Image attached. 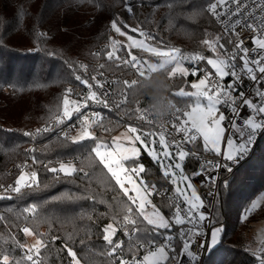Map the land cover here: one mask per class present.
I'll return each mask as SVG.
<instances>
[{
  "label": "snow or ice",
  "instance_id": "6c2138e0",
  "mask_svg": "<svg viewBox=\"0 0 264 264\" xmlns=\"http://www.w3.org/2000/svg\"><path fill=\"white\" fill-rule=\"evenodd\" d=\"M174 4L180 11L173 15L171 10ZM251 5L249 0H207L199 9L196 6L189 7V0H171L166 4L170 10L165 14V22L168 24H172L173 19H180L185 14L188 19H192L196 15L206 13L221 25L219 34L202 40L203 46L212 53L211 56L184 55L178 48L153 47L145 42V39L152 37L140 27L123 25L128 31L141 37L136 39L122 31L120 26L123 24L122 21L118 24L117 20L113 19L111 29L121 36L127 35L130 42L126 46L128 55L121 56L120 49L125 46L120 45L119 41H112L105 58L115 63L116 67H131L141 79L107 80L103 78L104 74L101 72L99 75L102 79H97L93 75L90 83L89 79L82 78L79 74L74 75L75 81L87 90L86 94L75 99L72 98L73 88H66L49 120L33 131H25L23 135L35 141L54 133V138H49L45 143L46 149L54 140L61 146L77 145L85 140L95 141L94 145L83 157H76L73 160L59 159L55 164L53 159L38 158L35 146L26 149L31 163L26 160L22 165H17L20 171L14 183L0 185V200H11L14 194L20 196L25 189H40V174L36 166L41 164L57 182L82 176L90 183L91 175L84 165L99 168L114 181L128 201L122 221H117L114 217L112 223L101 229L105 251L100 255L113 258L111 264H116L117 261L119 264H180V257L189 260L190 264H199L201 252L207 253L209 249L218 246L223 229L213 227L205 231L201 227L203 222L209 220V216L205 213L204 199L197 193L190 175L186 174L184 166L186 158L196 155V152L186 150L185 145L195 144L200 140L203 152L213 153L222 158L219 161L205 160L193 175L202 176L209 167L213 170L223 168L231 172L232 168L228 162L237 163L241 159H246L258 136L264 133V0H251ZM126 10L131 13L133 8L129 5ZM245 30L253 33L248 41L250 48L245 46V40L240 39L241 33ZM205 35H208L207 30ZM132 48H141L163 59L158 64L148 63L147 60H140L132 55ZM186 61L192 65L191 72L184 66ZM199 62L206 63L210 70L200 66ZM68 67L73 73L77 71L72 65ZM99 67L103 68L104 65L101 64ZM79 68L86 70L85 65H79ZM165 69L169 80L177 76L186 78L190 74L197 76L203 73L198 82L190 84L193 91L179 87L177 91L170 93V100L172 97L189 98L184 101L183 108L174 104V111L169 115L168 121L172 131L163 125L158 132L138 131L137 127L128 125L124 133L112 137L110 141L99 139L93 131L94 126L103 128L105 132L110 129L102 123L104 118L100 112L88 110L90 103L108 108V97L112 95V105L121 108L128 103L129 91L134 94L137 88L144 90L143 81ZM226 79L228 82L225 84ZM245 79L252 82L249 87L253 91L248 95L241 87ZM105 84L113 86L112 93L104 92L101 95L94 90L103 89ZM144 93L147 94L145 90ZM116 96L120 99H116ZM253 96L256 98L255 101ZM151 99L149 96L150 101ZM222 106L232 113L230 118L221 110ZM135 112L139 120L153 116L152 113L138 107ZM226 120L227 127L224 125ZM147 122L152 123L150 119ZM226 131L232 135L228 136L225 143ZM178 134L181 135L180 139L176 138ZM137 144L141 145L147 155L157 163L163 179L173 186L174 197L165 195L167 189L161 191L155 183L149 184L141 175L146 172V167L140 162L141 148L137 147ZM44 155L45 153H41V156ZM209 179L214 182L213 176L210 175ZM154 194L164 196L161 203L169 209V216H165L161 208L153 203L151 197ZM78 200L95 198L86 193L76 195L68 192L54 196L45 203H72ZM258 204V201L253 202L245 209L243 213L245 221ZM78 215L83 219L86 214ZM20 217L25 221L32 218L33 221L44 220L51 224L53 214L50 209L49 215L42 216L40 206L31 203L17 213V219ZM87 218L92 219L91 215ZM0 222L7 223L4 215H0ZM129 225L132 226L130 230L132 235H129ZM174 227L177 228L176 235L171 233ZM121 230L130 241L135 239V244L130 245L128 249L132 252L131 260L118 255L124 251V242L114 241V238ZM19 231L25 237H33L34 243L28 245L16 239L14 235L11 236L15 245L13 252L18 248L23 254L17 258L0 250V264H42V260L45 259L41 256L42 250L48 249L50 244L54 246L60 239L56 235H51L48 239V234L38 233L28 226L20 227ZM67 240H73V235L68 234ZM175 240H179V247L173 243ZM80 243L83 244L84 241L81 240ZM140 249L144 254L137 258ZM59 251L66 252L67 258H70L68 264H81L77 252L67 242L62 243ZM248 251L256 264H264V244L259 248H249Z\"/></svg>",
  "mask_w": 264,
  "mask_h": 264
},
{
  "label": "trees",
  "instance_id": "16d2710c",
  "mask_svg": "<svg viewBox=\"0 0 264 264\" xmlns=\"http://www.w3.org/2000/svg\"><path fill=\"white\" fill-rule=\"evenodd\" d=\"M169 2L171 0H0V185L7 186L14 182L17 174H10L9 168L20 165L28 157L26 149L35 146L38 158L53 159L55 164L59 159L83 157L94 145L95 141L85 140L81 144L61 146L54 140L46 149L44 145L49 138H53L52 135L47 134L33 142L23 133L42 126L55 112L65 89L74 81L68 65L101 58L107 69L126 71V68L115 67L108 62L106 51L100 57L96 51L103 44L111 43V21L115 19L119 22L118 19L127 17L129 5L138 17L140 28L152 37L151 43L156 47L210 53L202 40L221 32L214 19L206 13L192 19L185 14L168 24L165 14L170 12L166 7ZM205 3L207 0H189V7L199 9ZM179 11L174 4L172 14ZM122 51L127 50L123 47ZM161 72L167 73V69ZM191 80L179 76L169 80L171 87L168 96L179 87L191 90ZM143 85L146 91L144 81ZM144 90L137 88L134 94L129 91L131 116L136 114L137 107H147L151 103ZM172 98L181 108L184 101L189 99ZM121 130L123 127L116 126L112 133L98 132L97 137L110 141ZM41 153L45 155L41 156ZM140 162L146 167V172L141 175L149 184L173 188L163 179L161 169L149 156L142 157ZM84 166L90 172V183L82 176L54 181L52 174L41 164L36 166L40 174V189H25L20 196L14 194L11 200H0V215H4L7 222H0V250L17 258L21 256L20 249L13 252L15 245L11 236L28 244L27 238L19 231L20 227L28 226L38 233L48 234V239L51 235L60 237L54 246L50 244L48 249L42 250L41 256L45 257L43 264H68L70 258H67L66 252L59 251L64 242L77 252L81 264H111L113 258L100 255L105 251L101 229L112 223L114 217L122 221L128 201L104 171ZM195 169L196 165L191 161L185 166V170L192 174ZM263 191L264 136L254 153L221 180L213 227L224 229L220 243L215 249L208 250L203 264H256L246 247L244 232L251 223L264 219V204L251 214L248 222H242L241 218L248 205ZM68 192L76 195L86 193L95 200L45 203L54 196ZM152 199L163 213L170 215L169 209L161 203L164 198L154 195ZM31 203L40 206L42 216L49 215V210H52L51 224L44 220L33 221L32 218L28 221L23 217L17 219V213ZM80 213L86 214L83 219L78 215ZM88 215H91V220L87 218ZM128 227L131 230L132 226ZM120 233L117 232L114 241L121 239ZM68 234L73 235V240H67Z\"/></svg>",
  "mask_w": 264,
  "mask_h": 264
},
{
  "label": "built area",
  "instance_id": "2783aa9c",
  "mask_svg": "<svg viewBox=\"0 0 264 264\" xmlns=\"http://www.w3.org/2000/svg\"><path fill=\"white\" fill-rule=\"evenodd\" d=\"M249 5L252 6L251 0H249ZM258 11L259 10H257V12ZM217 26L221 31V25L217 24ZM252 35H253V33H250L247 30L242 32L240 35V39L245 40V46H248L249 48L251 47V45L248 43V41L251 39ZM110 48H111V43L105 44V45L103 44L101 46V48L97 49L96 53L100 57V55H102L101 53H103L104 51L110 50ZM122 49H123V47H121L119 54L123 57H127L128 52L127 51L124 52V51H122ZM181 53L184 55H195V54L204 55V56H211L212 55L211 52L210 53H190V52H184L182 50H181ZM138 59H140V58H138ZM108 62H110V61H108ZM110 63H112L116 67L115 63H113V62H110ZM237 63L239 64V62H237ZM101 64L104 65L103 68L99 67V65H101ZM79 65H85L86 70L80 69ZM199 65L204 67L205 69L210 70L209 66H207L206 63H204V62H199ZM184 66L188 67L190 72H191L192 65L189 62H187V61L184 62ZM73 67L77 68V71L75 73H73V76L76 74H79L82 76V78L89 79L90 83L92 82L91 76H93V75H95L97 77V79H102V77L99 75V73H101V72L104 74L103 78H106L107 80H116V81L128 80V81H131L133 79H141L138 77L135 70L132 69L131 67L121 66L119 68H126V71L120 70L119 72L107 69V66H105L104 61L101 58L91 59L87 62H79L78 64L73 65ZM202 75H203V73L201 72L197 76H192L190 74L188 77L191 78L193 81H197L200 78H202ZM227 82L228 81L226 79L225 84ZM251 83L252 82L247 81L245 79V83L241 86L242 89L245 91L246 95H248L249 93H251L253 91V89L251 87H249V85ZM68 87L73 88L72 98H75V99H78L81 95L86 94V92H87V90L82 85H80V83L78 81H75V79L72 83H70L68 85ZM94 90L98 91V93L103 95L104 92L112 93L113 92V86L105 84L103 89H94ZM117 91H119V89H117ZM115 98L120 99L119 96H116ZM112 99H113V96L110 95L108 97V100H109V107L108 108H104L102 106L91 104V103L89 105L88 110H94V111L100 112L101 116L104 118L102 123L104 124V126L106 128L110 129V131L105 132L103 128H100L98 126H94L93 130L96 131L97 133L99 132V133H103V134H110L113 132V130L116 126H121V127H123V129H126L128 125L137 127L138 131L140 130V131H150V132L160 131L161 125H163L169 131H172L171 124L168 123L169 118H170L169 116L166 118V120L164 122L158 121L154 116H148V117H146L145 120H139L137 118V116H138L137 113L134 116L133 115L131 116L132 109L130 108L129 101L126 105L122 106L121 108H117V107L112 105ZM253 99L255 101L256 98L253 96ZM172 101L174 102V104H176L177 107H180L173 98H172ZM139 109L146 110L147 112H150V111H148V106L143 107V108H139ZM88 110H86V111H88ZM221 110L225 113L226 117L230 118L232 116V113L227 108L222 106ZM74 119H75V117H74ZM149 119L152 121V123L147 122ZM224 125H225V127H227V120L224 122ZM35 129L36 128H33L31 130H26V131H33ZM49 135H52V137L54 138L55 134L52 133ZM230 135H232L231 132H229V131L225 132V143H226L228 136H230ZM263 136H264V133H262L258 136L257 142L255 143L252 151L250 152V154L247 156L246 159H248L254 153L259 140ZM166 138H168V137L166 136ZM176 138L180 139L181 135L178 134L176 136ZM33 142H35V141H33ZM185 148H186V150H189L190 152H192V151L196 152V155H190L189 158H186V162L184 164V166H186V164L190 161L192 163H194L196 165V169L194 172H196L199 169L200 165L203 164L205 162V160H214V161L222 160L221 157H217L213 153L203 152L202 148H201V141L200 140H198L195 144L185 145ZM223 150H224V147L222 149V153H223ZM246 159H241L237 163H232V162H228V163H229V166L233 170V168L236 165H238L239 163H241L242 161H244ZM26 160H28V157H26L20 165H22ZM28 162H29V164L31 163L30 160H28ZM18 169L19 168L17 166H12L11 168H9V172L11 174H13L14 172H17V174L19 175ZM231 172H228L223 168H220L218 170H213L209 167L208 171L204 172V174L202 176L193 175L194 182L196 184V187L199 190V195L205 201V205H206L205 213H206V215L209 216V220H206L201 225V227H203L205 231H207L210 228H213L214 209H215V203H216L218 192H219V185L221 183L222 178L225 175L230 174ZM210 175L213 176L214 182H213V180L209 179ZM12 183H14V182H11L10 184H12ZM157 188L160 189L161 191H163L164 189H167L168 191L165 192V195H172L173 197L175 195L173 188H171L169 186H162V187L157 186ZM155 196H157V195H155ZM157 197L164 198V196H157ZM177 227H179V226H177ZM171 233L173 235H176L177 234V228L174 227L171 230ZM129 235H132L130 230H129ZM120 236H121L120 240H122L124 242V245H123L124 251L121 253H118V255H123L125 259L131 260L132 252L128 251V249H129L130 245L135 244V239L130 241L128 239V237L124 235L122 230H121ZM173 243L177 247H179V240H175V241H173ZM21 254H23V253L21 252ZM143 254L144 253H143L142 249L138 250L137 258H139V256L143 255ZM206 254L207 253L201 252L199 264L204 263V259H205ZM116 264H119V262L117 261ZM180 264H190V261L185 259L184 257H180Z\"/></svg>",
  "mask_w": 264,
  "mask_h": 264
},
{
  "label": "rangeland",
  "instance_id": "374dc122",
  "mask_svg": "<svg viewBox=\"0 0 264 264\" xmlns=\"http://www.w3.org/2000/svg\"><path fill=\"white\" fill-rule=\"evenodd\" d=\"M118 20H119L118 23H120L121 21L123 22V24H121L120 26L122 28V31H125L127 33V35H131V36H133L136 39H140L141 38V37L138 36V34L132 33L130 31H128V29L123 27L124 24H127V25H129L131 27H140V22L138 20L137 15L134 12H131V13L128 12L127 13V17L120 18ZM127 35L121 36L120 34L116 33L113 30V34H112L111 38H112V41H119L120 45L125 46L124 48H126V46L130 43L128 41V39H127ZM145 42L148 43V44H151L153 47H156L155 45H153L151 43L150 39H145ZM126 50H127V48H126ZM131 53H132V55L137 56V58H140L141 60H147L148 63H151V64H158L163 59L162 57H159V56H156V55H154L152 53L146 52V51H144L141 48H132L131 49ZM199 53H201V52H199ZM195 82H198V80L195 81ZM192 83H194V82H192ZM17 130H19V129H17ZM21 130H23V129H21ZM23 131H25V130H23ZM125 131H126V129H123V130L119 131L118 133L114 134L112 137L120 136ZM94 132H95V134L97 136V132L96 131H94ZM145 139H147V138H145ZM136 146L141 148V157H140V159L142 157L148 156L141 145L137 144ZM223 147H224V145H222V149H223ZM18 171H20V170L18 169ZM185 171H186V174L190 175V177L192 179V183H193L194 187H196V184L194 182L193 174L189 173L187 170H185ZM14 174H17V172H14L12 175H14ZM17 176H18V174H17ZM127 186L128 185H126V187ZM196 190H197V193L199 194V190H198L197 187H196ZM152 197H151V199H152ZM152 201H153V199H152ZM257 201L259 202L258 207L256 209L252 210L251 214L256 212L264 204V191L262 193H260L255 198V200L253 202H257ZM153 203H154V201H153ZM250 206H251V204L248 205L247 208H249ZM251 214L249 215V218H250ZM165 216H169V215L165 214ZM241 221L246 223V222L249 221V219L247 221H245L243 219V215H242ZM221 228L224 229L223 227H221ZM244 233H245V244H246L247 249H249V248H259L262 244H264V219L260 220L258 222L251 223L250 228L248 230H246ZM26 238L28 240V245H31L32 243H34V238L33 237H26Z\"/></svg>",
  "mask_w": 264,
  "mask_h": 264
},
{
  "label": "clouds",
  "instance_id": "9594fccd",
  "mask_svg": "<svg viewBox=\"0 0 264 264\" xmlns=\"http://www.w3.org/2000/svg\"><path fill=\"white\" fill-rule=\"evenodd\" d=\"M147 85V94L152 98L148 106L153 116L160 122L174 111V102L169 99L168 91L171 87L167 73L158 72L144 80Z\"/></svg>",
  "mask_w": 264,
  "mask_h": 264
},
{
  "label": "crops",
  "instance_id": "0c3cea01",
  "mask_svg": "<svg viewBox=\"0 0 264 264\" xmlns=\"http://www.w3.org/2000/svg\"><path fill=\"white\" fill-rule=\"evenodd\" d=\"M192 82H195V81L191 80V83H192ZM191 83H190V84H191ZM192 90H193V89H191V90H189V91H192Z\"/></svg>",
  "mask_w": 264,
  "mask_h": 264
}]
</instances>
